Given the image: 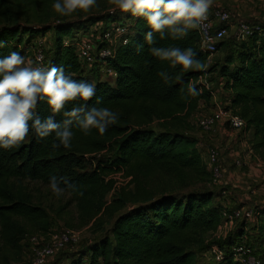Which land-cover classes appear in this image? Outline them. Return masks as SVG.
I'll return each mask as SVG.
<instances>
[{
  "label": "trees",
  "instance_id": "1",
  "mask_svg": "<svg viewBox=\"0 0 264 264\" xmlns=\"http://www.w3.org/2000/svg\"><path fill=\"white\" fill-rule=\"evenodd\" d=\"M126 20L127 43L111 48L113 58L102 63L112 73L111 81L100 80L97 73L86 75L88 65L79 60L73 40L64 42L73 38L75 30H88L95 19L76 24L47 21L38 28L19 25L10 15L0 21V57L13 51L25 57L33 39L53 33L54 51L46 68L61 67L75 80L94 83L96 93L88 106H106L119 113V122L103 135L94 131L84 136L77 131L70 150L54 151L51 137L40 139L31 131L20 148L0 150V264L23 258L22 240L28 233L45 236L50 230L46 211L32 202L30 194L15 187L14 181L48 186L53 175L76 186L66 193L76 203L80 220L91 224L93 234L104 233L109 224L107 234L87 246V259L73 257L69 264H197V250L208 246L207 238L218 231L225 209L213 202L210 171L187 130L199 104L208 105L211 99L198 81L215 74L217 68L230 108L252 136L250 147L264 153V40H238L237 51L227 53L221 65H211L209 53L200 48L197 30L183 40L160 42L162 46L190 47L207 64L203 72L181 73L179 67L169 70L166 63L150 56L143 19L128 14ZM161 70L172 76L168 83L158 77ZM189 81L200 90L198 96L187 94ZM37 111L42 118L49 115L42 102ZM105 151L114 152L113 158L97 161L94 170L87 172L86 158ZM117 172L130 180L116 191L106 178ZM195 183L200 184L199 190L185 191ZM244 230L238 235L240 241ZM235 245L228 240L227 253L218 247L224 254L215 264H240L233 260ZM259 259L264 264V257Z\"/></svg>",
  "mask_w": 264,
  "mask_h": 264
},
{
  "label": "rangeland",
  "instance_id": "2",
  "mask_svg": "<svg viewBox=\"0 0 264 264\" xmlns=\"http://www.w3.org/2000/svg\"><path fill=\"white\" fill-rule=\"evenodd\" d=\"M53 2L54 0H14L8 1L6 4L0 0V21L10 15L17 19L19 25L25 26L29 23L32 27L38 28L47 21L48 24H55L60 21L76 24L88 19H95L96 23L88 30H75L73 38L64 40L66 44L72 40L74 44L83 41L92 45L94 49L113 48L118 43L119 38L112 37L106 40L105 33L110 29L112 23L121 26L129 23L126 20L128 14L111 11L112 5L109 4L108 0H98L99 7L87 14H77L71 17L58 16L52 9ZM220 9L229 14L230 20L227 24L222 25L227 30V36L220 43L217 52L209 57L211 65L216 62L218 65L223 64L227 53L237 51L241 42L236 40L235 30L239 23L258 24L264 27V0H214L209 13ZM109 17H112L113 20ZM25 51L27 54L24 57L26 62L30 61L34 66H42L37 61V56L40 55L46 65L54 51L53 33L37 36L26 47ZM87 67L85 68L86 75L94 76L97 73L100 80L111 81L106 66L98 60V57L95 64ZM217 71L218 68L215 74L207 76L203 82L212 93L210 102L206 107L207 112L213 110L215 104L223 107L229 99ZM211 101L215 103L211 104ZM187 134L196 141L201 161L206 166L211 151H215L218 155L219 174L217 177L213 176L211 168L207 166L210 171L209 188L214 193L213 202L221 204L228 214L238 211L242 213V217L235 221L231 227H222L214 235L208 236V246L197 250V264H215L212 248L220 247L227 253L229 249L226 244L230 239L233 244L249 247L255 257L262 259L264 257V153L254 152L250 147L249 141L252 137L249 131L245 129L236 132L231 131L222 123H217L213 131H203L197 127L195 116L191 117ZM113 156L114 152L105 151L93 158H86L84 161L86 171H93L97 161L106 162ZM234 169H238V171L234 172ZM109 180L113 182V187L117 191L127 186L130 179L126 178L123 172H117L106 178V181ZM14 185L30 194L32 202L46 211L51 223L49 233L54 235L63 229H68L79 234L77 243H69L60 251L55 250L46 264H69L73 257L80 256L84 257L85 261L88 257L87 246L95 242L101 235L107 234L109 224L104 227V233L93 234L91 224L86 225L80 220L76 203L72 202L67 193L57 199L51 193L50 188L40 182L14 181ZM199 189L200 184L195 183L185 191H197ZM107 200H110V196ZM243 227L245 237L240 241L238 235ZM41 235L33 231L23 238L21 246L23 258L13 264H32L36 245L30 239L32 237L39 238Z\"/></svg>",
  "mask_w": 264,
  "mask_h": 264
},
{
  "label": "clouds",
  "instance_id": "3",
  "mask_svg": "<svg viewBox=\"0 0 264 264\" xmlns=\"http://www.w3.org/2000/svg\"><path fill=\"white\" fill-rule=\"evenodd\" d=\"M111 11L130 14L143 19L148 31L144 34L151 57L169 70L179 67L181 73L203 72L207 64L197 58L192 48L162 46L165 40L185 39L199 30L209 19L214 0H108ZM99 7L98 0H54L53 11L60 17L87 14ZM158 77L168 83L172 76L161 70ZM179 79V78H177ZM96 93V86L75 80L61 67L34 66L16 51L0 57V150L18 149L30 131L40 139L51 137V148L70 150L76 132L84 136L94 131L105 134L119 122V113L109 107L88 106ZM187 94L196 97L200 90L189 81ZM47 105L49 115L38 114V104ZM99 104V101H97ZM62 117L57 120L56 117ZM64 185L63 187L61 185ZM48 187L57 199L76 186L65 177L51 176Z\"/></svg>",
  "mask_w": 264,
  "mask_h": 264
},
{
  "label": "built area",
  "instance_id": "4",
  "mask_svg": "<svg viewBox=\"0 0 264 264\" xmlns=\"http://www.w3.org/2000/svg\"><path fill=\"white\" fill-rule=\"evenodd\" d=\"M229 14L220 9L209 14V19L199 30H197L199 36V44L202 51L209 53L210 56L217 52V46L227 36V30L222 25L229 22ZM128 26H121L111 24L110 29L105 33V39L114 37L119 38L117 44L125 45L128 41ZM235 37L239 41H246L250 38L257 37L264 40V28L258 24L249 25L247 23H239L235 30ZM115 45V46H116ZM114 46V47H115ZM77 56L80 61L86 65H93L98 60L105 64L106 59L113 58V52L110 49H102L97 52V49L88 43L83 41L76 42L74 44ZM38 63L42 64L40 67H45L42 56H37ZM206 78H200L198 83L203 85L205 89L211 94V90L203 84ZM206 105L201 102L198 106L197 111L194 113L196 119V125L203 131H213L216 124H224L231 131H242L245 129V122L239 116L233 113L230 108V103L226 101L223 107L215 104L213 110L207 112ZM218 155L215 151H211L207 159V166L211 168L213 176L217 177L219 174L218 168ZM264 188V186H263ZM242 217L241 211L233 214H228L225 211L222 212V222L218 228L232 226L235 221ZM79 234L76 231L63 229L59 233L52 235L51 233L41 236L32 237L31 242L36 245V249L33 254L32 264H45L47 260L53 255L54 251H60L69 243H77ZM215 262H219L223 258V250L218 247L212 248ZM233 260L240 264H262L261 260L253 254L249 247L243 245H235L231 248Z\"/></svg>",
  "mask_w": 264,
  "mask_h": 264
},
{
  "label": "crops",
  "instance_id": "5",
  "mask_svg": "<svg viewBox=\"0 0 264 264\" xmlns=\"http://www.w3.org/2000/svg\"><path fill=\"white\" fill-rule=\"evenodd\" d=\"M126 22H128V21H126ZM108 73H109V72H108ZM111 76H112V73H111V74L109 73V77H111ZM112 78H113V77H112ZM214 97H215V96H214ZM214 97H213V98H214ZM213 103H215V102L211 101V104H213ZM251 137H252V136H251ZM202 162H203V161H202ZM233 171H234V172H237L238 169H234ZM249 178H250V177H249ZM244 237H245V235H244ZM244 237H243V238H244Z\"/></svg>",
  "mask_w": 264,
  "mask_h": 264
}]
</instances>
